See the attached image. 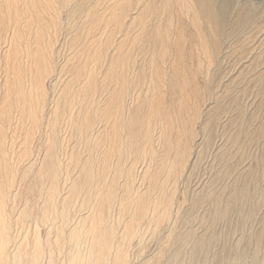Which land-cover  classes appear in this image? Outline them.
Here are the masks:
<instances>
[{"label":"rangeland","instance_id":"obj_1","mask_svg":"<svg viewBox=\"0 0 264 264\" xmlns=\"http://www.w3.org/2000/svg\"><path fill=\"white\" fill-rule=\"evenodd\" d=\"M253 257L264 0H0V264Z\"/></svg>","mask_w":264,"mask_h":264},{"label":"bare ground","instance_id":"obj_2","mask_svg":"<svg viewBox=\"0 0 264 264\" xmlns=\"http://www.w3.org/2000/svg\"><path fill=\"white\" fill-rule=\"evenodd\" d=\"M107 238H108V237H107ZM251 264H257V261H256L255 257L252 258V262H251Z\"/></svg>","mask_w":264,"mask_h":264}]
</instances>
